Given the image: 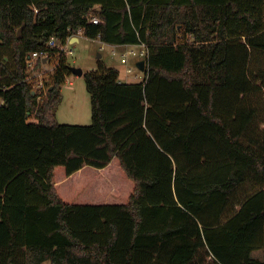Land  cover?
Segmentation results:
<instances>
[{
	"label": "trees",
	"instance_id": "obj_1",
	"mask_svg": "<svg viewBox=\"0 0 264 264\" xmlns=\"http://www.w3.org/2000/svg\"><path fill=\"white\" fill-rule=\"evenodd\" d=\"M80 31L147 70L84 73L92 122L61 124L48 44ZM0 99V264H264V0H0Z\"/></svg>",
	"mask_w": 264,
	"mask_h": 264
},
{
	"label": "rangeland",
	"instance_id": "obj_2",
	"mask_svg": "<svg viewBox=\"0 0 264 264\" xmlns=\"http://www.w3.org/2000/svg\"><path fill=\"white\" fill-rule=\"evenodd\" d=\"M79 36L80 39L78 42L70 44V49L74 53L67 56L72 66L81 68L86 73L98 69L101 63H105L107 66L121 69L123 81L127 80L134 83L140 82L145 78V72L141 71L137 66L139 61L145 59L141 55L142 47L140 45L114 49L109 45L104 46L100 41L89 39L83 34ZM113 50H115V53H113ZM128 51H134L135 54L131 53L127 55V63H123V54L128 53ZM100 55L103 57L100 58ZM57 64L58 59H52L39 70L40 73H43L42 77L44 78L46 87L51 82V75ZM127 69H132V72L128 73ZM44 71H47V73H44ZM56 119L61 124H91V96L87 90L84 76L72 74L68 77L62 87V101L57 108ZM30 120H34V116Z\"/></svg>",
	"mask_w": 264,
	"mask_h": 264
},
{
	"label": "built area",
	"instance_id": "obj_3",
	"mask_svg": "<svg viewBox=\"0 0 264 264\" xmlns=\"http://www.w3.org/2000/svg\"><path fill=\"white\" fill-rule=\"evenodd\" d=\"M91 22L94 24H99L100 20H99V18H97L95 16V17L91 18ZM82 34H83V31H80L77 35L70 37L66 44H63L61 46L57 45L56 37H52L49 44H48V48L57 47L60 50V54H65L66 56L73 54L74 51L72 49H70V44L73 43L72 39L73 38L78 39L79 35H82ZM99 39H100V36H99ZM102 43H103V45H106V43H104V42H102ZM141 47H142L141 55L144 56L145 60H146V57L148 56V48L145 44H142ZM48 48L45 50H41V51L31 52L26 56V65H27V68H28V71L30 74L29 79L31 80V79L37 78V80H38L34 85V93H36V92L46 93L47 92V87L45 85L44 78L42 77L43 73H40L39 70L42 67H44L50 60L53 59L50 56V51ZM113 53H115V51H113ZM131 53L135 54L134 51H128V53L123 54V58H122L123 63H127V60H128L127 55H129ZM44 60H46V62H44ZM39 62H41V64H42L40 67H38ZM47 71H44V73H47ZM127 72L131 73L132 69H127ZM1 105H3L2 99H0V106Z\"/></svg>",
	"mask_w": 264,
	"mask_h": 264
},
{
	"label": "crops",
	"instance_id": "obj_4",
	"mask_svg": "<svg viewBox=\"0 0 264 264\" xmlns=\"http://www.w3.org/2000/svg\"><path fill=\"white\" fill-rule=\"evenodd\" d=\"M79 39H80V36L78 37V39L77 38H73L72 39V42H78L79 41ZM95 40H97V41H100L101 43H102V41H101V39H99V38H97V39H95ZM103 44V43H102ZM106 45H108V44H106ZM106 45H104V46H106ZM109 46H111L112 48H114V49H119V48H124V47H126V46H113V45H109ZM113 51H115V50H113ZM101 57L100 58H102L103 56L102 55H100ZM109 66V65H108ZM110 67V66H109ZM114 68H116L117 70H119V72H120V81L122 82V83H125V82H128V83H133V82H129V81H123L122 80V73H121V69H119L118 67H114ZM134 83H138V82H134ZM72 84V83H71ZM257 253V254H256ZM253 256L254 257H256V258H259V259H261V260H263L264 259V250L262 249V250H257V251H255L254 253H253Z\"/></svg>",
	"mask_w": 264,
	"mask_h": 264
},
{
	"label": "water",
	"instance_id": "obj_5",
	"mask_svg": "<svg viewBox=\"0 0 264 264\" xmlns=\"http://www.w3.org/2000/svg\"><path fill=\"white\" fill-rule=\"evenodd\" d=\"M21 32L22 31L20 30L19 34H21ZM44 62H46V60H44ZM137 66H138V68L141 71L146 72V70H147V61L145 59L141 60V61H139L137 63ZM71 71H72V74H75L77 76H83L84 75V71L81 68H77V67L71 66Z\"/></svg>",
	"mask_w": 264,
	"mask_h": 264
}]
</instances>
